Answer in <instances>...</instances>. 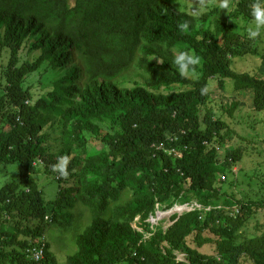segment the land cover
Returning <instances> with one entry per match:
<instances>
[{"label": "trees", "instance_id": "1", "mask_svg": "<svg viewBox=\"0 0 264 264\" xmlns=\"http://www.w3.org/2000/svg\"><path fill=\"white\" fill-rule=\"evenodd\" d=\"M233 1L248 19L253 4L264 6ZM213 13L193 17L166 0H0V47L9 51L0 167L18 174L0 187V264H264V233L244 235L264 199L221 188L246 149L231 144L221 119L242 104L221 96L225 81L264 113V55L259 38ZM184 21L188 33L178 28ZM188 49L201 57L198 78L181 77L173 64ZM249 55L261 59L256 75L232 70L233 59ZM133 68L141 82L127 87L120 78ZM43 70L34 94L29 80ZM211 80L220 115L209 107ZM62 155L71 157L67 177L52 171ZM41 162L52 198L35 178ZM192 202L204 209L174 215L166 229L148 222L158 204ZM53 231L77 248L64 263L45 242ZM35 247L43 248L39 262Z\"/></svg>", "mask_w": 264, "mask_h": 264}, {"label": "rangeland", "instance_id": "2", "mask_svg": "<svg viewBox=\"0 0 264 264\" xmlns=\"http://www.w3.org/2000/svg\"><path fill=\"white\" fill-rule=\"evenodd\" d=\"M172 4L178 5L181 9L183 7L186 12L199 18L204 13L212 14L213 19H219L223 21L227 26L232 29L245 33L244 29L241 28L236 21L242 19L244 21H251L244 17L241 13L236 11L237 1L230 0V4L233 6L232 10L220 9L217 6H213L211 9L201 12V8L205 7L209 0H166ZM74 0H70V4H73ZM215 4H219V0H215ZM261 8H264L261 7ZM259 38V52L264 55V33ZM9 58V51L5 48L0 47V83L1 74L4 67L7 65ZM261 65V59L258 56H244L241 58L233 59L232 70L237 73H249L256 75ZM44 70L39 74H32L33 76L29 80L32 83V92L37 94L38 90L42 86L44 79ZM127 87H130L134 82H141L139 72L133 68L122 78H120ZM3 83V81H2ZM208 92H212L213 102L210 103L209 107L217 110V115H220L221 110L219 108L220 89L216 85V80L209 82ZM218 88V89H217ZM1 96V93H0ZM222 97L227 99L237 98L242 103L233 113L221 115V119L227 125L229 132L231 133V144L235 146L241 145L246 146L243 152L241 161L237 166L228 174L226 182L222 184L221 188L223 191L231 194L233 192L237 199L241 200L243 196L252 198L253 200L264 199V113H259L250 108L249 103L244 101L240 97H236L233 94V88L231 80L225 81V89ZM17 169L15 166L0 167V187L8 180L17 179ZM35 178L39 186L49 195L51 198L54 196L56 186L53 184L52 176L48 174L45 165L41 162L37 164ZM160 207L161 212L158 211L153 221L149 220L151 224L159 225L166 229L172 224V219L175 213L169 214L170 210H163L162 205ZM174 211H179L177 208ZM136 218L132 227L137 229ZM137 230L141 231L140 228ZM244 235L246 237L258 236L264 233V210H258L255 215L246 223ZM45 242L49 245V251L53 257L59 263H64L67 256L73 254L77 248L71 238L60 231L49 232L45 235ZM179 261H184L185 256L183 254L177 255ZM243 264H249L245 262Z\"/></svg>", "mask_w": 264, "mask_h": 264}, {"label": "clouds", "instance_id": "3", "mask_svg": "<svg viewBox=\"0 0 264 264\" xmlns=\"http://www.w3.org/2000/svg\"><path fill=\"white\" fill-rule=\"evenodd\" d=\"M213 6H217L220 9L231 11L233 6L230 4V0H219V4H215V0H209V3L201 8V12L211 9ZM181 11H186L181 7ZM251 21H244L239 19L236 23L244 29L247 38L255 41L258 37L264 33V8H261L260 4H253L251 9ZM196 27H200L199 24ZM178 28L183 33H188L189 22L184 21L178 24ZM154 58V57H153ZM152 58V59H153ZM151 61V59L149 60ZM202 63L201 57L197 55L194 50L188 49L187 51H178L174 57L173 64L176 66V70L181 77L198 78L196 67ZM206 89H201V94H205ZM71 157L69 155H62L57 157V163L52 166L53 172H58L60 176H68V164Z\"/></svg>", "mask_w": 264, "mask_h": 264}, {"label": "built area", "instance_id": "4", "mask_svg": "<svg viewBox=\"0 0 264 264\" xmlns=\"http://www.w3.org/2000/svg\"><path fill=\"white\" fill-rule=\"evenodd\" d=\"M218 150V149H217ZM170 154V153H169ZM179 209V211H174V210H176V209ZM202 209H204L202 206H200L199 204H197L196 202H192V203H190V204H184V205H178V204H176V205H174L173 206V208H171V209H169V210H171V211H169L170 213L169 214H171V213H175V215H177V216H180V215H182V214H185V213H188V212H192V211H196V210H202ZM206 211H208L209 210V208H206L205 209ZM158 211H160L161 212V209H160V207H156V212H155V216L157 215V213H158ZM235 212L236 213H238V208H236L235 209ZM154 216V217H155ZM154 217H150L149 218V220H152L153 221V219H154ZM149 220H148V222H149ZM150 223V222H149ZM151 224V223H150ZM153 227L155 226L154 224H151ZM151 226V227H152ZM138 229V228H137ZM136 229V230H137ZM137 231H139V230H137ZM140 232V231H139ZM147 238H149V235H145L144 236V239H147ZM43 247V246H42ZM42 247H35V248H33L31 251H32V258H33V260L35 261V262H39L41 259H42V257H43V248ZM28 252V251H27Z\"/></svg>", "mask_w": 264, "mask_h": 264}, {"label": "water", "instance_id": "5", "mask_svg": "<svg viewBox=\"0 0 264 264\" xmlns=\"http://www.w3.org/2000/svg\"><path fill=\"white\" fill-rule=\"evenodd\" d=\"M171 211V210H170Z\"/></svg>", "mask_w": 264, "mask_h": 264}]
</instances>
